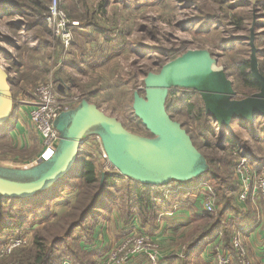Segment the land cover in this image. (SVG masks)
<instances>
[{"label":"rangeland","instance_id":"374dc122","mask_svg":"<svg viewBox=\"0 0 264 264\" xmlns=\"http://www.w3.org/2000/svg\"><path fill=\"white\" fill-rule=\"evenodd\" d=\"M29 1L9 0L5 10L1 4L6 2L0 0V65L13 63L15 71L22 72L20 79L26 77L20 88L13 90L14 104L21 98L32 102L37 88L51 83L58 94L65 95L71 111L86 100L97 105L107 116L119 120L131 133L148 137L150 134L134 117L133 96L135 93L142 96L147 74H156L163 65L182 54L196 50L209 52L226 69L236 99L242 100L252 91L243 84L236 67L250 58L248 38L253 28L257 63L264 73V0H58L67 17L79 23L68 48L47 29L44 19L33 14ZM33 1L44 7L43 17L53 0ZM18 79L16 76L13 83ZM165 104L173 120L188 132L204 160V173H208L203 177L207 179H196L188 184H198L194 192L200 191V185L204 183L215 189L213 219H216L221 206L218 200L224 201L227 193L219 185L220 181L230 184L231 177V184L235 182L231 173L238 159L244 156L264 164V117H257L249 124L236 120L231 124L230 132L211 121L209 132L202 135L203 103L197 93L181 88L169 90ZM219 134L230 138L235 146H224L218 139ZM94 136L97 135L91 139ZM4 139L0 140V168L23 166L18 168L21 169L30 165V156L16 157V150ZM102 149V143H95L93 147L86 144L81 148L83 154L90 155L97 177L117 173ZM21 163L24 165H19ZM211 172L216 173L218 179H210ZM0 175H4L1 170ZM69 183L71 188L61 192L63 202L57 207L51 204L54 201H49L40 212L33 210L35 212L29 216L21 213L17 221L5 222L9 227L21 224V231L16 234L20 236L17 238L15 235L2 236L0 264H18V259L29 262L34 253L35 236L43 237L48 245L52 239L64 234L68 223L75 219L68 215L76 216L72 211L73 205L79 204L76 199L81 193L89 197L96 192V188L84 187L81 178L70 179ZM186 184L174 182L171 187L188 190ZM181 189L177 191L182 192ZM87 202L86 197L82 202L80 200L82 205ZM50 207L55 209L51 214L47 211ZM13 242L21 244L8 253L6 248ZM117 244L119 242L113 246ZM100 260L102 262V258Z\"/></svg>","mask_w":264,"mask_h":264},{"label":"water","instance_id":"95a60500","mask_svg":"<svg viewBox=\"0 0 264 264\" xmlns=\"http://www.w3.org/2000/svg\"><path fill=\"white\" fill-rule=\"evenodd\" d=\"M254 29H250L249 73L259 90L242 100L236 99L226 69L205 50L188 51L149 73L143 81L142 96L135 93L132 109L150 137L128 131L119 120L107 116L96 105L81 101L78 108L61 114L54 127L61 135L55 155L36 168L14 171V178L0 175V197L31 198L65 177L82 155L86 136L97 135L110 166L121 177L143 186L185 184L205 172L204 160L182 125L166 112L169 90L181 88L195 92L203 102L205 114L218 128L230 132L234 121L252 123L264 117V76L258 69ZM9 68L0 65V127L13 109Z\"/></svg>","mask_w":264,"mask_h":264},{"label":"crops","instance_id":"0c3cea01","mask_svg":"<svg viewBox=\"0 0 264 264\" xmlns=\"http://www.w3.org/2000/svg\"><path fill=\"white\" fill-rule=\"evenodd\" d=\"M21 73L17 70H11L9 73L10 81L16 76H19L20 79ZM24 81H26L25 76H22L16 83L12 81L11 96L13 90L20 88ZM18 91L24 93L22 89V92L19 89ZM25 100L21 98L17 104L13 102L17 107L14 111L15 118L9 121L6 126L0 127V136L5 135L3 138L8 140L9 144L16 150V157L21 154H28L31 160L30 165L21 169L18 168L23 166L10 165L0 168L4 172V175H1L3 177H13L15 171L13 169L25 171L42 164V162H37L41 153V141L34 132L27 116L31 101ZM93 135L90 134L86 138ZM85 148L88 147L85 146ZM254 163L258 164L255 161ZM131 185L133 190L140 186L135 182ZM186 185H189L186 192H184L185 189L179 187H176L175 190L171 185L154 189L153 193H160V196L156 202H153L152 211L147 210L145 214H142L141 211H135L126 220H124L120 209L122 204L120 193L117 195L118 201L114 200L113 197L108 198L104 202V221H100L93 230L90 243L80 244V250L90 261L89 264H102L100 259L114 247L113 245L120 243L131 234L146 236L158 245L160 250L158 264H216L218 250L223 254L229 253L235 258L236 254L232 247L234 237L241 239L247 259L251 264H264V213L258 198L253 197L246 202H239L236 190L233 209L223 215V221L227 224L231 237L226 244L222 232H213L204 236L203 240H198L201 235L208 231L205 222L200 218L206 214L202 209L204 197L201 190L194 192L197 189L194 187L198 184L194 182ZM177 189H181L182 192L177 191ZM62 198L61 196L53 200L54 202L51 204L57 207L61 204L60 202H63ZM53 210L55 211L50 207L47 211L51 214L54 212ZM84 262L88 264V261L85 260ZM232 262L235 264V259ZM126 264H149V262L147 256L142 254L132 257Z\"/></svg>","mask_w":264,"mask_h":264},{"label":"trees","instance_id":"16d2710c","mask_svg":"<svg viewBox=\"0 0 264 264\" xmlns=\"http://www.w3.org/2000/svg\"><path fill=\"white\" fill-rule=\"evenodd\" d=\"M8 1L9 0H5L6 4H1L4 5L5 10L8 9L6 6L7 4H9L7 3ZM29 2L31 3V5L29 6L30 8H32L33 14L36 17H38L40 20H43L44 16L42 17V15L45 11L44 7L34 2L33 0H30ZM16 6L23 8V6L20 4H17ZM40 20L38 21L39 24L41 23ZM248 64H249V60L241 61L240 63L237 64L236 70L238 72V75L241 77L243 84L246 86L247 89H250L252 91V94H254L258 92L259 85L252 79L249 70L247 69ZM14 67L15 66L13 65V63L9 65V69L12 71L15 70ZM258 69L261 75L264 76V73L261 72L259 66ZM12 87H13V83L11 81V88ZM59 95L63 97L65 96L63 94H59ZM12 107L13 109L9 115L8 120L4 124L5 126L9 121L15 118L14 111L16 110L17 107L13 103H12ZM165 108L167 114L172 118V116L168 113L166 104H165ZM189 108H192V106ZM191 111L192 110H190L189 112ZM202 118L204 121H201L202 130L200 134L206 135V133H208L210 130L211 119L205 114L204 107L202 110ZM4 136L5 135L0 136V140H3ZM148 137H150V135ZM218 139L220 140V142H223V145L226 146L227 148L234 147L236 144L234 141H231L230 138L225 137V135L222 134H219ZM87 157L88 159H84ZM80 163L82 165L79 167ZM207 173H204L198 179L199 180L207 179V177H203V176H207ZM232 174L233 171L231 173V176ZM209 176H211L210 179L212 180L218 179L217 174L214 172H211ZM7 178L10 179V177ZM74 178H81L84 187H89L93 189L96 188V192L93 195L91 194L89 197L81 193L78 199H76L77 201L76 204L79 202L78 206L77 205L74 206L75 205L74 204L72 208V211L76 214V216L68 215V216H74L75 219L68 223L64 231V234L60 237H56L55 239H52V242L48 245L46 244L45 239L43 237L35 236L33 239L34 253L32 255V258L29 260V262L26 263L18 259L17 260L18 264H60L63 259L70 261L71 264H85L84 262L85 260L88 261L89 264L90 261L87 259L86 255L83 254L80 250V244L90 243L93 230L96 228V226H98L100 221H104L103 219L104 218L103 209L105 208L104 202L107 201L108 198L111 199L113 197L114 200L118 201L117 192L120 193V200L123 203L120 205V209L122 212V216L124 217V220H126L127 217L134 214L135 211L138 212L141 211L142 214H145L147 210L152 211L151 208L153 207V202H156L157 198L160 196V193L159 194L153 193L154 189L156 188L161 189L171 185L172 183V182L169 183L167 186H143L138 183L140 185L139 188L133 190L131 185L133 181L121 177L117 173L112 172V173L100 174V177H97L93 161L90 160V155H85L82 153V155L79 157L78 162L75 164L72 170L65 177H63L55 185H53L46 191L37 193L33 197L27 199L0 197V240L4 234H7L5 238L12 237L13 235H15L16 238L20 237L16 234L21 231V229H19V227H21V224L18 225L13 224L12 226L9 227L5 222L7 221L11 222L13 220L17 221L18 218L17 216L21 213L26 215L28 214L29 216L32 212L34 213L35 211L44 210L43 208L46 206L47 202L49 201L51 202L55 199H58L59 197L62 196L61 192L63 190L67 188H71V186H69L70 185L69 181L70 179H74ZM230 178L228 180L230 184H227L219 180L220 181L219 185L222 186V189H225L227 191L226 199L224 198V201L218 200V202L221 203V206H219L220 210L218 212V215L216 216V219H213V214H203L200 217L201 220L205 222L206 227H208V231L206 234L204 233L203 235H201V237L198 240H203V238H205L204 236L210 235L213 232L216 233L222 232L226 239L225 244L231 238L228 232L229 231L228 226L223 221V215L227 211L233 209L234 207L233 200L237 190L236 181L231 184ZM30 180L31 178H25L24 180H17V181L27 182ZM213 191L215 195V189H213ZM84 197L87 198L88 202L85 205H82V203L80 204V200L82 202ZM100 211L102 213H100ZM42 213L43 212H41V214ZM1 242L2 241H0V243Z\"/></svg>","mask_w":264,"mask_h":264},{"label":"built area","instance_id":"2783aa9c","mask_svg":"<svg viewBox=\"0 0 264 264\" xmlns=\"http://www.w3.org/2000/svg\"><path fill=\"white\" fill-rule=\"evenodd\" d=\"M44 23L65 48L71 46L74 32L79 28V23L67 17L65 11L60 8L58 0H53L50 3L44 15ZM1 66L9 68L7 64ZM35 96L27 116L34 132L41 141V153L37 162L43 163L55 155L59 146L60 135L54 127V122L61 114L71 111V104L57 93L55 86L51 83L39 86ZM91 137H85L82 146L87 144L93 147L95 143L101 144L99 137L94 136L92 139ZM233 175L238 187V201L246 202L249 198L257 197L264 213V165L255 164L250 158L241 156L235 164ZM201 187L204 197L203 212L214 214L216 203L213 188L207 183L202 184ZM20 244L21 242L10 243L6 251L11 253ZM232 247L236 254L235 258L229 253L223 254L218 250L216 264H233V259H235V264H251L239 237H234ZM142 254L147 256L149 264H158L160 256L158 245L146 236L131 234L102 257V264H126L132 257ZM60 264L71 263L63 260Z\"/></svg>","mask_w":264,"mask_h":264},{"label":"bare ground","instance_id":"6f19581e","mask_svg":"<svg viewBox=\"0 0 264 264\" xmlns=\"http://www.w3.org/2000/svg\"><path fill=\"white\" fill-rule=\"evenodd\" d=\"M242 122L244 123V121H242ZM253 122H254V121H253ZM253 122H252V123H253ZM245 123H247V122H245ZM245 123H244V124H245ZM249 123H250V122H249ZM249 123H247V124H249ZM254 126H255V125H254ZM0 132H1V130H0ZM196 184H197V183H196ZM199 184H200V183H199ZM195 187H196V185H195ZM200 187H201V185H200ZM192 188H193V187H192ZM175 190H176V189H175ZM185 190H186V189H185ZM187 191H188V190H187Z\"/></svg>","mask_w":264,"mask_h":264}]
</instances>
